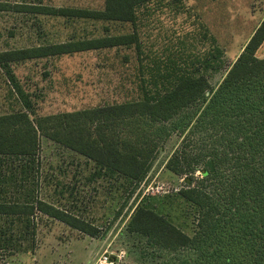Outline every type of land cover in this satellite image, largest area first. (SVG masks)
I'll list each match as a JSON object with an SVG mask.
<instances>
[{
	"label": "trees",
	"instance_id": "obj_1",
	"mask_svg": "<svg viewBox=\"0 0 264 264\" xmlns=\"http://www.w3.org/2000/svg\"><path fill=\"white\" fill-rule=\"evenodd\" d=\"M152 1L104 0L101 10L23 7L74 22L129 23L134 29L0 51L8 96L18 106L0 115V259L23 239L27 222L37 215L90 237L100 234L73 206V188L56 190L66 192L63 207L41 197L40 137L90 162L87 182L122 180L125 195L117 218L175 135L178 142L165 169L181 184L156 205L135 204L125 230L145 238L173 264H264V56H257L264 18L227 66L215 45L194 59L179 53L144 67L139 62V96L121 103L33 117V103L8 66L115 47L134 46L140 55L136 12ZM222 71L212 86L209 79ZM189 221L186 233L182 224Z\"/></svg>",
	"mask_w": 264,
	"mask_h": 264
},
{
	"label": "rangeland",
	"instance_id": "obj_2",
	"mask_svg": "<svg viewBox=\"0 0 264 264\" xmlns=\"http://www.w3.org/2000/svg\"><path fill=\"white\" fill-rule=\"evenodd\" d=\"M103 3L104 0H0V51L84 36L131 33L134 28L129 23L74 22L23 8L101 10ZM136 16L140 55L130 46L9 63L33 103V117L137 99L139 62L144 67L152 60L176 59L179 53L194 59L215 45L224 52L227 66L237 58L264 18V0H155L138 9ZM257 56H264V42ZM222 73L209 79L212 86ZM8 90L6 75L0 68V115L18 107L8 96ZM177 142L178 137L173 135L162 146L145 181L115 218L124 201L122 180L87 182L93 169L90 162L40 137L41 197L63 207L66 192L57 194L56 190L73 188L77 198L73 206L81 217L101 229L100 234L90 237L37 215L29 219L23 239L15 242L16 247L0 259V264H95L103 253L116 264L176 263L165 254L155 253L145 244V238L128 233L125 223L135 204L145 201L156 205V199L181 184L165 169ZM182 225L190 233V221Z\"/></svg>",
	"mask_w": 264,
	"mask_h": 264
},
{
	"label": "built area",
	"instance_id": "obj_3",
	"mask_svg": "<svg viewBox=\"0 0 264 264\" xmlns=\"http://www.w3.org/2000/svg\"><path fill=\"white\" fill-rule=\"evenodd\" d=\"M95 264H116V262L106 253H103Z\"/></svg>",
	"mask_w": 264,
	"mask_h": 264
}]
</instances>
